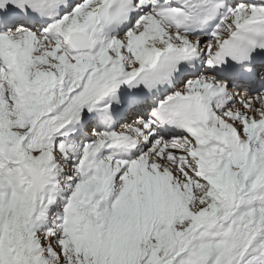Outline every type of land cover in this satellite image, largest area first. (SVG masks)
<instances>
[{"label":"snow or ice","instance_id":"obj_1","mask_svg":"<svg viewBox=\"0 0 264 264\" xmlns=\"http://www.w3.org/2000/svg\"><path fill=\"white\" fill-rule=\"evenodd\" d=\"M0 264H264V0H0Z\"/></svg>","mask_w":264,"mask_h":264}]
</instances>
